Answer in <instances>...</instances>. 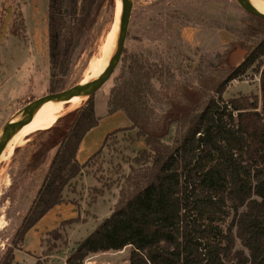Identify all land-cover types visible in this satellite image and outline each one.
<instances>
[{
  "label": "trees",
  "instance_id": "trees-1",
  "mask_svg": "<svg viewBox=\"0 0 264 264\" xmlns=\"http://www.w3.org/2000/svg\"><path fill=\"white\" fill-rule=\"evenodd\" d=\"M101 1L47 0L50 93L62 90ZM13 15L18 19L11 30L24 37L23 16ZM253 18L251 36L258 40L241 46L245 56L236 67L229 64L235 44L206 55L193 76L175 73L162 60L139 55L125 60L108 96L107 113L122 111L131 124L127 130L136 131L144 148L132 161L135 166L129 168L110 214L84 239L67 247L64 264H84L91 255L126 247L131 248L128 264H264V20ZM255 64L263 66L260 100L244 96L224 100L228 85ZM67 118L66 125L57 120L42 131L48 137L28 168L36 170L49 152L54 154L0 264H25L14 262V252L22 249L26 233L54 206L77 205L63 192L101 151L83 164L76 160L84 136L99 121L93 98ZM118 132L108 134L103 144ZM78 222L69 220L61 226ZM47 236L62 238L59 229Z\"/></svg>",
  "mask_w": 264,
  "mask_h": 264
},
{
  "label": "rangeland",
  "instance_id": "rangeland-1",
  "mask_svg": "<svg viewBox=\"0 0 264 264\" xmlns=\"http://www.w3.org/2000/svg\"><path fill=\"white\" fill-rule=\"evenodd\" d=\"M129 2L131 14L124 52L111 78L92 96L94 112L99 118L105 117L111 89L118 83L125 60L133 55L149 61L162 60L175 73L180 71L193 76V71L206 55L222 53L223 48L230 44H235V50L229 55V64L236 67L245 56V50L241 46L254 45L258 40L251 36L255 32L253 16L243 11L235 0ZM1 3L4 0H0V29L6 22L7 26L4 36L0 38V134L17 119L27 104L54 94L49 91L47 0H30L18 5L6 3L2 7ZM18 12H21L24 20V37L14 36L11 30L13 21L18 19L14 20L13 14ZM115 19L116 0L114 3L110 0L101 1L95 24L82 39L73 67L64 80L61 91L82 85L81 82L87 76L88 65L99 57L102 44ZM261 62L264 63V57ZM256 66L255 64L248 70L240 80L228 85L223 94L224 100L239 96L260 100L259 78L263 66ZM77 108L73 105L64 106L55 122L60 120V125H66L68 114ZM124 119L116 118L112 123H102L87 139L97 146L108 123L110 126L123 128L130 125ZM127 129H120V132L109 137L100 153L89 161L83 173L64 190L63 197L77 204L72 207L79 211L78 221L87 223L60 228L62 238L58 241L46 235L41 241L43 252L38 258L44 264L49 261V264H62L67 247L85 238L91 231L90 228L112 211L129 168L135 166L132 161L137 152L144 148L143 141L135 137L136 131ZM173 131L171 129L170 137ZM47 137V133L42 131L32 133L24 143L14 146L11 157L7 155L5 160L0 161V260L11 246L13 236L31 207L53 157L54 151H51L41 160L36 170L31 172L28 168L31 157ZM169 141L168 137L166 142ZM71 212V208L64 210L63 216L66 217ZM229 221L228 219L223 224L224 228ZM24 245L30 252L37 248L34 233L29 234ZM235 248L241 249L238 241ZM130 250V247H126L121 252L91 255L84 264H128ZM30 261L26 259L25 262Z\"/></svg>",
  "mask_w": 264,
  "mask_h": 264
},
{
  "label": "bare ground",
  "instance_id": "bare-ground-1",
  "mask_svg": "<svg viewBox=\"0 0 264 264\" xmlns=\"http://www.w3.org/2000/svg\"><path fill=\"white\" fill-rule=\"evenodd\" d=\"M244 1L248 5H250L255 11L264 15V0H244ZM121 11H122L121 0H116V19L114 21V24L111 28V31L106 36L104 43L102 44L99 57L94 61L91 60L92 62H90V64L88 65L86 71L87 76L81 82L82 85L80 84V87H84V88L90 87L92 83L103 74V72L109 65L110 60L116 49L117 39L119 35ZM84 100L85 99L82 97L73 98L69 102H65V100H53L44 103L42 106L38 107L39 110L38 109L35 110L29 116L28 120L21 127V129L12 137V139L7 143V145L1 150L0 161L5 160L6 156L12 153L14 146L21 145L22 143H24V140L32 133L34 134V132L43 131L45 129L50 128L54 124L57 116L63 110L64 106L73 105V107L77 108ZM11 156L12 155H10V157ZM7 159L9 158L7 157Z\"/></svg>",
  "mask_w": 264,
  "mask_h": 264
},
{
  "label": "crops",
  "instance_id": "crops-1",
  "mask_svg": "<svg viewBox=\"0 0 264 264\" xmlns=\"http://www.w3.org/2000/svg\"><path fill=\"white\" fill-rule=\"evenodd\" d=\"M29 1L30 0H27L26 2H29ZM2 4L3 3H1V7H2ZM0 12H1V9H0ZM94 111H95V103H94ZM95 115H96V112H95ZM97 118H99V117H97ZM116 118H121V119L125 118L124 120L127 119L122 111H116L113 114H108L107 108H106L105 117L99 118L97 126L95 128H93L92 130H90L84 136L82 142L80 143L79 149H78L77 154H76V160L79 164H83L84 162H86L92 155H94L97 151H99L101 149L103 142H104V139L108 134L113 133V132L120 130V129H125V128L130 127L131 124L125 125V127H123V128H116V126H110L108 123L106 130L101 134V137H100L101 142L99 144H97V146H95L94 142L92 144V141L87 139L89 134H91L93 132V130L97 129L102 123H104V122H111L112 123V121ZM81 153H82V156H81ZM80 157H81V159H80ZM72 206H74V205H72L71 203H64V204L56 205L52 209H50L35 224V226L26 233V235L24 237L22 249L14 252V262L25 263V264L35 263L38 260V258L41 257V253L43 252L42 246H41L42 245L41 241L46 237V235L49 232L56 230V229L60 230V228L61 229L69 228L73 225H84V224H86L87 222L84 221V222L72 223L69 225H65L63 227L61 226V224L63 222H66L69 220H74V219H79V217H78L79 211H75ZM70 208L72 211L71 214L64 217L63 211L64 210H70ZM100 222H98L97 224H94V226L91 227L90 230L92 231ZM32 233L35 234V241L37 243V248L34 251L30 252L28 247H26L24 244H25V240H27V237L29 236V234H32ZM85 233H87V231ZM79 239H81V238H79ZM81 240H77L75 243H77ZM75 243H73L70 247L74 246ZM26 259L31 260V261L25 262ZM64 261H65V259H64ZM64 261L62 262V264H64ZM49 262H46L45 264H49Z\"/></svg>",
  "mask_w": 264,
  "mask_h": 264
},
{
  "label": "water",
  "instance_id": "water-1",
  "mask_svg": "<svg viewBox=\"0 0 264 264\" xmlns=\"http://www.w3.org/2000/svg\"><path fill=\"white\" fill-rule=\"evenodd\" d=\"M237 4L245 11L247 14L254 16L258 19L264 20V15L255 11L250 5H248L244 0H235ZM122 11H121V19H120V27H119V35L117 39L116 49L114 54L110 60L109 65L103 72V74L97 78L90 87H76L71 88L65 91H61L58 93L50 94L44 96L42 98L36 99L29 104H27L22 111L18 119L15 122L9 124L0 134V152L7 145V143L12 139V137L21 129V127L28 120L29 116L38 109V107L42 106L44 103L53 101V100H65L68 102L73 98L82 97L84 99H88L92 97L112 76L115 68L117 67L122 52L124 50V44L127 36L129 19L131 14V6L129 0H121ZM7 22L3 25L1 30L0 38L4 36L6 31Z\"/></svg>",
  "mask_w": 264,
  "mask_h": 264
}]
</instances>
